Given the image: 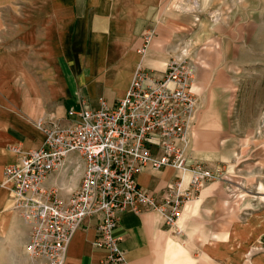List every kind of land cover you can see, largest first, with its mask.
Instances as JSON below:
<instances>
[{
  "label": "crops",
  "instance_id": "crops-1",
  "mask_svg": "<svg viewBox=\"0 0 264 264\" xmlns=\"http://www.w3.org/2000/svg\"><path fill=\"white\" fill-rule=\"evenodd\" d=\"M183 2L0 0V264H33L26 251L30 228L13 208L4 170L18 160L15 148L27 153L44 146L38 120L68 126L77 120L70 112L98 111L102 101L112 107L127 96L138 70L162 78L172 60L196 64L194 84L200 91L213 83L223 43L228 35L237 36L236 18L223 10H236V3ZM148 32L154 38L142 53ZM214 41L222 42L221 47ZM203 97L199 93V99ZM188 154L195 163L203 159L202 154L194 156L192 139ZM75 159L71 156L57 176L68 191L77 190L83 178L84 164L71 180L67 177L73 174ZM179 176L189 181V173L172 168L144 171L138 181L161 199ZM213 186L204 190L209 189L208 194L202 192L199 202L186 204L179 236L156 212L124 214L113 236L121 240L125 263L109 262L108 251L95 247L98 220H86L70 245L66 264H174L183 252L224 264H264V218L238 225L223 207L226 194ZM251 241L263 253L249 261Z\"/></svg>",
  "mask_w": 264,
  "mask_h": 264
},
{
  "label": "built area",
  "instance_id": "built-area-1",
  "mask_svg": "<svg viewBox=\"0 0 264 264\" xmlns=\"http://www.w3.org/2000/svg\"><path fill=\"white\" fill-rule=\"evenodd\" d=\"M153 38L145 34L142 53ZM196 75L189 59L172 60L162 78L140 69L116 105L102 101L98 111L70 112L77 120L68 126L35 123L45 135L44 146L27 153L15 148L18 160L4 170L13 208L30 228L26 251L33 264H66L76 233L91 218L98 220L95 247L108 251L109 262L125 263L121 240L113 236L124 214L156 212L167 226L178 228L183 208L201 188L226 179L188 154L199 111ZM73 155V174L67 177L84 164L83 178L77 190L68 191L57 176ZM167 168L189 173V185L176 177L161 199L140 186L141 173Z\"/></svg>",
  "mask_w": 264,
  "mask_h": 264
},
{
  "label": "rangeland",
  "instance_id": "rangeland-1",
  "mask_svg": "<svg viewBox=\"0 0 264 264\" xmlns=\"http://www.w3.org/2000/svg\"><path fill=\"white\" fill-rule=\"evenodd\" d=\"M234 1L236 10L223 11L236 18L237 36L225 37L222 59L217 58L220 64L213 70L218 71L213 83L201 91L193 85L198 99L199 93L204 97L199 99L190 138L194 156L203 155L199 163L220 171L226 179L205 184L191 202H199L202 192L215 184L212 190L226 194L223 207L238 225L247 222L254 225L264 218V0H231ZM181 2L178 4L184 5ZM225 32L230 34L231 30L225 27ZM214 42L221 47L222 42ZM197 129L208 136L202 138L200 145H196L194 137ZM182 219L181 212L178 228L169 227L178 236L183 233ZM252 243H248L249 261L263 253ZM203 255L195 259L199 262ZM205 256L212 264H224Z\"/></svg>",
  "mask_w": 264,
  "mask_h": 264
},
{
  "label": "bare ground",
  "instance_id": "bare-ground-1",
  "mask_svg": "<svg viewBox=\"0 0 264 264\" xmlns=\"http://www.w3.org/2000/svg\"><path fill=\"white\" fill-rule=\"evenodd\" d=\"M195 140H196V145H200V142L202 140V138H208V136L204 133H202V131L200 129H197V132L194 135ZM260 190L263 191V187H260ZM209 189H207L206 191H204V195L209 193ZM202 194V195H203ZM174 264H197L199 262H202V264H212V262L210 261V259L203 255L201 258V261H197L196 259H194L193 257H190V255H188L187 253H181L175 260H174Z\"/></svg>",
  "mask_w": 264,
  "mask_h": 264
}]
</instances>
